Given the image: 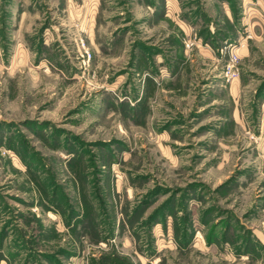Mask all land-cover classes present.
I'll use <instances>...</instances> for the list:
<instances>
[{"label":"rangeland","instance_id":"374dc122","mask_svg":"<svg viewBox=\"0 0 264 264\" xmlns=\"http://www.w3.org/2000/svg\"><path fill=\"white\" fill-rule=\"evenodd\" d=\"M0 264H264V0H0Z\"/></svg>","mask_w":264,"mask_h":264},{"label":"built area","instance_id":"2783aa9c","mask_svg":"<svg viewBox=\"0 0 264 264\" xmlns=\"http://www.w3.org/2000/svg\"><path fill=\"white\" fill-rule=\"evenodd\" d=\"M227 54L229 56V60L225 65V68L223 69V75L227 78V79H235V77L237 76V72L236 70H234L235 68H233L232 64L234 63V61L237 58L236 52L233 49V47H231L229 49V51H227Z\"/></svg>","mask_w":264,"mask_h":264}]
</instances>
